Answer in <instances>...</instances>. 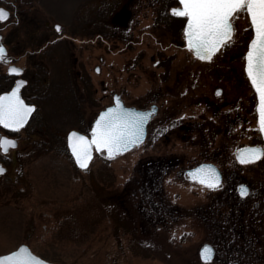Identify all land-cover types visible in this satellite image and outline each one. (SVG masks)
Here are the masks:
<instances>
[{
  "label": "rangeland",
  "instance_id": "374dc122",
  "mask_svg": "<svg viewBox=\"0 0 264 264\" xmlns=\"http://www.w3.org/2000/svg\"><path fill=\"white\" fill-rule=\"evenodd\" d=\"M0 6L10 11L0 21L2 33L30 78L25 91L41 97L18 132L21 146L6 161L9 174L0 179V254L26 243L60 264H264L258 198L242 200L223 193L224 183L208 187L185 172L212 161L255 188L264 179V159H236L241 146L259 143L258 95L233 77L246 65L254 35L246 12L234 14L231 40L203 60L186 45L187 18L170 11L178 0H9ZM14 6L30 15L26 30L15 23ZM231 62L237 71L218 77V65ZM116 93L127 105L158 106L147 138L116 156L95 153L81 168L67 134H90ZM242 101L247 109H237L243 117L236 124L228 104ZM148 168L165 173L160 191L148 185L149 200L133 184ZM205 243L216 248L208 261L200 256Z\"/></svg>",
  "mask_w": 264,
  "mask_h": 264
},
{
  "label": "snow or ice",
  "instance_id": "6c2138e0",
  "mask_svg": "<svg viewBox=\"0 0 264 264\" xmlns=\"http://www.w3.org/2000/svg\"><path fill=\"white\" fill-rule=\"evenodd\" d=\"M178 7L170 11L174 15L187 18L184 32L187 47L195 51L200 59L211 60L227 41L231 40L235 31L234 14L246 12L251 21L254 35L246 53V72L259 98L257 105L259 129L264 132V0H178ZM4 9H0V19L6 18ZM58 29L59 25L56 26ZM6 59V49L0 44V60ZM10 72L20 73L23 69L11 67ZM25 81L12 88L10 92L0 95V124L9 129H19L33 112L35 105L25 103L19 94V87ZM151 113L126 109L116 98V106L108 108L96 120L91 129V138L72 131L69 143L77 163L86 168L92 159V149L107 150L109 156L124 151L129 145L139 142L144 134V125ZM15 140L0 137V148L7 152L14 146ZM240 151L242 162H249L264 156V147L250 146ZM0 167V172H3ZM190 176L208 187L220 186L218 171L211 165H201L192 170ZM241 195H247L245 185L240 186ZM212 248L205 245L202 250L205 260L210 259ZM0 264H47L35 256L27 247L0 256Z\"/></svg>",
  "mask_w": 264,
  "mask_h": 264
},
{
  "label": "flooded vegetation",
  "instance_id": "af4514ba",
  "mask_svg": "<svg viewBox=\"0 0 264 264\" xmlns=\"http://www.w3.org/2000/svg\"><path fill=\"white\" fill-rule=\"evenodd\" d=\"M2 2H4V3L8 2L9 3V0H2ZM10 4L13 6L14 2L10 3ZM14 7H15L14 8V14H15L17 9H16V6H14ZM7 19L0 20V21L1 22H3V21L6 22ZM2 27L3 26L0 27V33L2 34V38L0 40V44L4 45V47L6 49V59L0 60V95L2 93L11 91V89L18 84V81L20 79L21 80H25V83H23L20 86V90H19L20 95L27 103L35 105V111L33 112L30 120L28 121V123H29L31 121V119L34 117V115L36 114V112L38 111V109H39V105L36 102V100H38L39 98L41 99V97H40L39 94H36V93H33V95H31V96H29L26 93L25 89L28 87L30 78H28V76L26 75V68L21 66L18 63L17 59L19 58V56L14 54L12 48L9 46V43H8L6 37L2 33V31H3ZM249 44H250V42H249ZM248 48H249V45H248ZM230 64L231 65H222V66L218 65L219 67H221V71L218 70L217 76L222 78V79H226L227 80V75L237 71V67L235 65V62H234V64H233V62H231ZM30 65H39V64L32 63ZM12 66H19V67H21L23 69V71L20 72V73L10 72L9 69ZM245 66L246 65H242V69L240 68L241 71L236 73V76H233V77H235V78L238 77L239 81L242 80L243 82H245V86L246 85H248V86L250 85V88L252 89V91L254 93H256V90L252 86L251 81H250V79H249V77L247 75ZM43 80H44V82H46V78L45 77H43ZM242 81H241V83H242ZM255 99H256L255 96H253L252 97V101H254ZM228 105H229V108L233 107L235 109L233 111V113L229 111L230 109L229 110L227 109L229 111V117L230 118L232 117L235 120L236 124L240 123L241 122V118L243 117V115L241 113H239V111H237V109H241L243 112H246L247 106H246L245 102L242 101V102H240L238 104H234V105H232V103H230ZM253 105H254V103L252 104V106ZM27 124L25 126H27ZM25 126L20 127L19 129H9V128L5 127L4 125L0 124V130L3 131V133L0 134V137L2 135H6V136H9V137L16 138L18 140V145L16 147L9 148V150H7V152L2 151V148H0V163L7 168L5 173L0 174V179L2 177L7 176L9 174V170L10 169H9L6 161H8V158H9V160H13V157L15 155H17L18 151L20 150L21 142H20V138L17 135H18V132H20L22 129H24ZM249 145H255V146H259V147H264V136H263V132H261L260 129H259V143H248L246 145L241 146L240 148L245 147V146H249ZM236 159H237V157H236ZM263 159H264V156H261L257 160L249 161V162H246V163L256 162L258 160L259 161H263ZM237 161L239 163H245V162H240L238 159H237ZM207 162H212V161H207ZM217 167L219 168V170L221 172V176H222V181L220 182V185L222 183L225 184L224 188L222 189L223 193H229V195H232V196H235V197L238 196L242 200L250 198V200L252 201V199L254 197L258 198V201H256V204L259 207V220L262 221V218H264V179L259 177V187L255 188L256 185H254L253 182L247 181L243 177H240V179H238V178L230 176V175L228 176L223 171V169H221L218 165H217ZM241 185H245L246 186L247 195H241V192H240V186ZM262 235H263V231H262V228H260L259 229V240H260V237ZM1 255H3V254H0V256Z\"/></svg>",
  "mask_w": 264,
  "mask_h": 264
},
{
  "label": "water",
  "instance_id": "95a60500",
  "mask_svg": "<svg viewBox=\"0 0 264 264\" xmlns=\"http://www.w3.org/2000/svg\"><path fill=\"white\" fill-rule=\"evenodd\" d=\"M175 7H178V6H175ZM172 8H173V7H172ZM0 9H4V10H5V12H6V14H7L5 19H7V18L9 17L10 11H9L7 8L3 7V6H0ZM5 19H1V20H5ZM186 23H187V22H186ZM185 27H186V26H185ZM185 36H186V34H185ZM1 38H2V34L0 33V40H1ZM186 45H187V39H186ZM3 46H4V45H3ZM193 52L195 53L194 50H193ZM195 55H196V54H195ZM12 67H18V68H21V67H19V66H12ZM21 69H22V68H21ZM21 81H25V80H21V79H20V80L18 81V84H19V82H21ZM18 84H17V85H18ZM17 85H16V86H17ZM21 85H22V84H21ZM21 85H20V86H21ZM16 86H14V87H16ZM14 87H13V88H14ZM11 90H12V89H11ZM19 90H20V87H19ZM9 92H10V91H9ZM2 94H3V93H2ZM2 94H1V95H2ZM19 94H20V92H19ZM117 97H119L120 102H121V104L123 105L124 108H126V109H131V110H133V111H137V112H148V113H151V115H150V117H149V118L146 120V122H145V125H144V134H143V136L141 137V139L139 140V142H137V143H135V144H132V145H129L128 148H127L126 150H124V151H120V152L114 154L113 156H116L117 154H120V153H123V152H126V151L132 149V148L135 147L137 144H140V143H142L143 141H145V139L147 138V135H148V126H149L150 120L152 119L153 115L158 111V106H157L156 104H153L152 106H150V107H148V108H139V107H136V106L127 105V104H125V102H124L123 99L121 98L120 94L116 93V94L114 95V98H113V103L110 104V105H108V106H106L105 108H103V109L99 112V114L96 116V118L94 119V121H93V123H92V125H91V128H90V134H87V133H85V132H82V131H80V130H78V129H71V130L68 132V134H67V144H68L69 150H70V152L72 153V155H73L75 161H76V158H75V156H74V154H73V152H72V149H71V146H70V143H69L70 133H71L72 131H76V132H78V133H81V134L86 135V136H88L89 138H91V135H92V133H91V129H92L93 127L96 126V123H95L96 120L99 119V118H100V114L103 113V112H105L108 108H110V107H115V106H116V98H117ZM24 101H25V100H24ZM25 103H27V102L25 101ZM28 104H29V103H28ZM32 105H34V104H32ZM34 111H35V108H34L33 112H34ZM33 112L29 115L27 121H26L21 127L25 126V125L28 123V121H29V119L31 118ZM263 134H264V132H263ZM4 136H6V135H2L1 137H4ZM7 137H9V136H7ZM9 138L15 140V145H14V146H9V147H8V150H9V148H11V147H16V146L18 145V140H17L16 138H13V137H9ZM250 146H255V145L245 146V147L240 148L239 150H244L245 148L250 147ZM257 147H259V146H257ZM95 150H96L97 152H101V150H98V149H96L95 147H93V149H92V159L88 162V166L91 164V162H92V160H93V158H94ZM2 151H4V150L2 149ZM103 151H105V153L108 155L107 150H103ZM108 156H109V155H108ZM111 157H112V156H111ZM236 157H237V159H238L240 162H242V161H241V158H240V151H237V152H236ZM258 159H259V158H258ZM255 160H257V159H255ZM76 164H77L79 167H81V166L77 163V161H76ZM201 165H211V166H213V167L218 171V173H219V176H220V182L222 181L221 172H220L219 168L217 167V165H216L215 163H213V162H202V163L198 164L197 166H194V167H191V168L186 169V173L188 174V176L190 177L191 180H194V179L191 178L190 173L192 172V170L198 168V167L201 166ZM88 166H87V167H88ZM0 167H3V169H4V171H3V172H0V174L5 173L6 170H7V168H6L4 165H2L1 163H0ZM87 167H86V168H87ZM81 168H84V167H81ZM198 181H199V180H198ZM205 245H210L211 248H212L211 253H209V255H210V259H207V260L204 259V257H203V253H202V250L204 249ZM21 246H25V247H27V248H28V249H29V250H30L35 256H37V257L41 258L42 260L46 261L47 264H60V263H56V262L48 261V260H46V259L40 257L39 255H37L36 253H34V252L32 251V249L29 247V245L26 244V243H22L18 248H16V249L13 250V251L18 250ZM11 252H12V251H11ZM8 253H9V252H8ZM8 253H6V254H8ZM6 254H3V255H1V256H4V255H6ZM200 256H201V258H202L204 261H208V260L213 259V258L216 256V249H215V247H214L212 244H210V243H205V244L201 247V249H200Z\"/></svg>",
  "mask_w": 264,
  "mask_h": 264
},
{
  "label": "trees",
  "instance_id": "16d2710c",
  "mask_svg": "<svg viewBox=\"0 0 264 264\" xmlns=\"http://www.w3.org/2000/svg\"><path fill=\"white\" fill-rule=\"evenodd\" d=\"M0 1H2V0H0ZM14 16L17 17L15 23L17 24L18 28L26 30V28L29 26V25H27V22H29L28 19L31 18L30 15H28L24 11L22 12L21 10H18V6H17V11L15 12ZM33 19H34V21H36L35 17H33ZM77 103L78 102L75 101V105ZM63 109L69 111V107H67V108L63 107ZM153 170H154V172H153ZM163 174H165V173L160 172L158 170H155L154 168H148V169L142 170L139 173V175H137V177L133 178V184L135 185L137 190L140 193H142L143 195L147 196V198L149 200L152 197V195H149V192L151 189L153 190V192L161 190V186H160L161 182L160 181L162 179ZM157 175H159V176H157ZM149 184H151L153 186V188H151V189L147 188ZM145 196H144V198H145ZM153 209H154V207H153ZM147 218H148V215H147ZM150 229L153 230L152 228H150ZM148 231L151 235L152 234L151 231L150 230H148Z\"/></svg>",
  "mask_w": 264,
  "mask_h": 264
}]
</instances>
